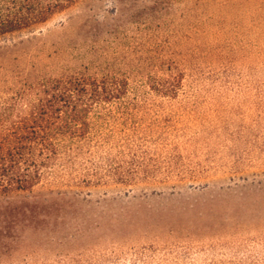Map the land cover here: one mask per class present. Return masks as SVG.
<instances>
[{
  "label": "rangeland",
  "instance_id": "374dc122",
  "mask_svg": "<svg viewBox=\"0 0 264 264\" xmlns=\"http://www.w3.org/2000/svg\"><path fill=\"white\" fill-rule=\"evenodd\" d=\"M115 6L81 0L32 36L52 44L61 25L103 20ZM191 10L169 33L141 34L139 51L126 54L132 64L119 65L138 99L130 152L150 178L87 191L102 228L82 248L119 255L120 264H264V0H208ZM169 64L183 75L175 99L147 85Z\"/></svg>",
  "mask_w": 264,
  "mask_h": 264
},
{
  "label": "trees",
  "instance_id": "16d2710c",
  "mask_svg": "<svg viewBox=\"0 0 264 264\" xmlns=\"http://www.w3.org/2000/svg\"><path fill=\"white\" fill-rule=\"evenodd\" d=\"M80 1L0 0V264H120L82 248L102 228L87 191L150 178L130 152L138 99L119 65L132 64L141 34L169 33L208 0H115L108 18L61 25L52 44L32 36ZM15 35L31 37L6 43ZM66 58L77 67L55 63ZM156 67L164 76L148 74L149 89L175 99L182 73Z\"/></svg>",
  "mask_w": 264,
  "mask_h": 264
}]
</instances>
